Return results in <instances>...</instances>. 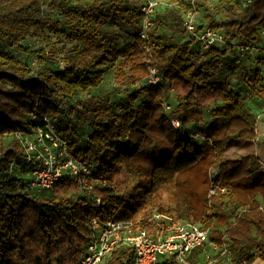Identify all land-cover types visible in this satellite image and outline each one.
<instances>
[{
  "label": "trees",
  "instance_id": "trees-1",
  "mask_svg": "<svg viewBox=\"0 0 264 264\" xmlns=\"http://www.w3.org/2000/svg\"><path fill=\"white\" fill-rule=\"evenodd\" d=\"M216 1L225 17L209 18L205 25L222 28L226 41L237 38L242 49L255 48L264 33V0ZM44 4L61 17L45 13ZM140 17L130 0H0V264L75 263L89 240L90 217L129 219L135 229L154 234L162 232L154 212L174 222L200 223L217 246L226 237L239 252L245 250L243 255L254 250L262 259L264 167L250 153L223 159L231 140L256 137V116L233 89V80L250 81L253 94L262 98L264 88L253 87L259 73L248 76L228 43L221 50L201 48L159 34L157 10L146 60ZM178 28L174 34L184 32ZM46 30L72 45L61 49L62 65H40L32 72L8 50L50 59L44 50L21 43L29 34L47 41ZM124 38L128 41L119 50L117 41ZM150 66L160 77L154 85L145 80ZM110 68L119 84L144 83L119 97L118 105L107 96L75 98L99 85ZM170 92L175 100L164 113L162 103ZM69 100L74 104L69 106ZM75 111L89 122L88 131L80 129ZM43 116L73 157L96 161L92 177L106 183L94 187L99 203L81 190L73 198L75 179L40 191L25 190L13 178L3 181L10 162L22 157L17 139L6 142L5 136L30 132ZM173 117L179 128L171 126ZM210 187L224 191L208 197ZM224 225L222 233L218 228ZM103 264H135L132 248H117ZM163 264L179 263L165 259Z\"/></svg>",
  "mask_w": 264,
  "mask_h": 264
},
{
  "label": "built area",
  "instance_id": "built-area-1",
  "mask_svg": "<svg viewBox=\"0 0 264 264\" xmlns=\"http://www.w3.org/2000/svg\"><path fill=\"white\" fill-rule=\"evenodd\" d=\"M175 4L173 0H138L135 7L139 10V37L143 40L146 60L150 56L153 42L148 39L152 28L156 10L166 9ZM186 40L197 43L201 48L208 46L217 49L225 48L227 41L222 28H212L197 21L193 10L180 11ZM62 65V63H60ZM146 83L156 84L159 80L158 70L150 66L146 76ZM171 93V92H170ZM163 112L171 109L170 100L162 103ZM34 117L33 115L31 116ZM173 128H179V121L170 119ZM13 137L17 139L22 149V157L17 162L11 161L7 167L8 175L3 181L13 178L23 188L33 191L49 189L57 182L66 183L68 179H75L78 190L90 195L93 202L99 203L100 198L93 195L94 187L103 188L100 180L93 178L97 167L92 159L73 157L68 151L67 141L55 131L50 118L43 116L38 125L30 132L16 131ZM196 140H203L198 134L193 135ZM224 191V187H210L207 196ZM153 220L160 224L161 236L154 237L144 229L134 228L129 219H107L105 221L92 216L88 220L89 240L83 255L75 263L66 264H103L113 251L122 246H130L135 264H163L170 259L179 264H189L188 258L193 249L211 248L206 258L213 262L219 249L209 240V230L200 223L189 221H173L169 216L152 213ZM156 233V234H158ZM205 255V254H204ZM53 264H60L53 262Z\"/></svg>",
  "mask_w": 264,
  "mask_h": 264
},
{
  "label": "rangeland",
  "instance_id": "rangeland-1",
  "mask_svg": "<svg viewBox=\"0 0 264 264\" xmlns=\"http://www.w3.org/2000/svg\"><path fill=\"white\" fill-rule=\"evenodd\" d=\"M175 4L171 7H168L165 11L159 10L158 17L155 23V26L158 27L157 31L159 34H165L167 36L175 35L174 31L178 29H183V24L180 23L178 26V20L181 21L180 11L192 9L193 13L197 19V21L201 24H208L209 18L214 21H219L225 17V12L222 7L217 5L216 0H173ZM133 5H136L137 2L131 1ZM43 11L45 13L50 14L53 17H61L59 11L53 8H50L47 4L43 5ZM154 23L152 25L151 30L154 28ZM113 31H116L112 29ZM49 35V39L47 41H43L40 37L29 34L24 37L22 40V45L25 47H29L31 50H39L42 49L46 54L50 55V59H45L42 57H38L37 55H30L26 53H22L14 48L9 49V53L17 60L25 63L29 69L34 72L37 67L40 65H49L53 68L59 66V62L63 61V54L61 52L62 48L70 47L72 44L66 42L65 38L61 35L53 36L48 30H46ZM261 42L257 44V46L253 49H242L237 41V38L228 39L227 46H231V48L235 51L238 63L242 65L245 69L246 74L248 76H254L256 72L259 73L261 80L256 83L255 88L263 87L264 88V49L262 48L264 44V33L260 31ZM175 40H181L180 36L175 35L173 37ZM183 39H185L183 33ZM128 41L127 38L121 39L117 41L119 45L118 49L121 50L124 44ZM144 83V80L137 84V86H129L125 84H119L115 81L113 75V69H108L104 74L102 81L96 87L88 90L85 93H78L76 97L83 99L88 95L92 96H107L109 98V102L112 105H118L119 97L127 95V93L136 90L139 86ZM233 89L239 92L246 100L247 107L258 113L259 115H264V97L260 98L253 94V89L251 82L248 80L239 81L233 80ZM169 100L174 101L175 97L172 93L168 95ZM69 106L74 104V100H69ZM75 121L79 124L80 129L88 131L89 122L83 117H81V113L79 111H75ZM207 114V113H206ZM204 121L201 120L193 124L192 128L195 130L198 127L202 126ZM13 135L5 136V141L8 142L12 139ZM253 146H257V144H253L250 140L244 139H233L229 143L226 144V149L223 154V159H234L240 158L245 154L250 153V148ZM256 148V147H255ZM216 170L212 169L211 175L215 173ZM102 182V181H100ZM135 182L133 179L132 183ZM102 185H106V183L102 182ZM131 183V184H132ZM99 187V186H96ZM66 191V189H65ZM78 187L72 190L71 195L73 198H77L81 196L80 193L77 192ZM234 221L233 218L229 219L227 222L232 223ZM226 225L219 227L218 230L222 233L225 231ZM154 237L161 236L159 233H154ZM219 249L216 257L213 258V262H209V259L206 258V254H209L211 248H205L204 262L207 264H264V258L257 260H252L254 256H258L257 251H251V253H246L247 255H243V252H239L237 249V243L231 242L228 238L223 237L222 245L218 246ZM251 255V256H250Z\"/></svg>",
  "mask_w": 264,
  "mask_h": 264
},
{
  "label": "crops",
  "instance_id": "crops-1",
  "mask_svg": "<svg viewBox=\"0 0 264 264\" xmlns=\"http://www.w3.org/2000/svg\"><path fill=\"white\" fill-rule=\"evenodd\" d=\"M131 1H135L137 2L138 0H130ZM175 35L180 36L181 40L180 41H184L183 39V33H175ZM251 112L253 114H255L256 116V126H255V133H256V137L251 140L253 144H257V146H253V148H250V154H254L259 162L260 165H262L264 167V115H259L258 113L254 112L251 110ZM203 121H206V118L203 119ZM204 254H205V249H195L194 251H192V253L190 254L189 258H188V263L189 264H207L206 262H204ZM264 258V254L263 257ZM254 260H259V257L254 256L253 259Z\"/></svg>",
  "mask_w": 264,
  "mask_h": 264
}]
</instances>
